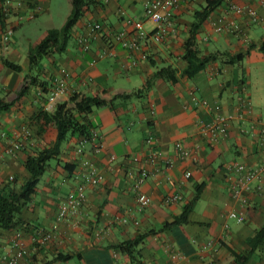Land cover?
<instances>
[{"label": "crops", "instance_id": "crops-1", "mask_svg": "<svg viewBox=\"0 0 264 264\" xmlns=\"http://www.w3.org/2000/svg\"><path fill=\"white\" fill-rule=\"evenodd\" d=\"M147 1L94 0L73 27L66 50L44 57L33 69L28 49L55 27L40 29L33 37L31 26L24 22L57 15L60 28L71 12V0L57 5V12L52 10L56 0H23L7 10L0 34L8 27L13 34L9 48L0 55V188L23 184L29 176L23 166L27 156L56 141L57 129L45 127L35 115L45 110L60 69L69 73L67 89L50 112L58 103L69 102L75 92L99 95L107 103L89 114L93 124L89 139L71 135L61 143L59 156L50 160L22 210L24 225L0 233V258L12 253L10 240L20 231L27 254L18 264H132L114 246L143 234L139 258L148 262L235 264L233 254H240L247 256L246 264H264V239L254 240L264 225V175L234 197L232 173L226 168L243 164L257 169L264 158V8L259 0H222L192 31L195 13L206 0H182L162 41H140L139 50L116 42L113 37L119 32L130 40L134 21L141 20L147 34L155 28L145 17ZM233 6H250L262 20L253 22ZM36 7L40 11L30 19L28 14ZM94 23L101 24L102 31L85 50L79 41ZM190 38L191 48L199 54L217 55L192 77L184 73ZM238 54L243 55L239 62L228 61ZM5 60L19 64L21 71L6 66ZM162 67L174 70L172 80L154 78ZM124 94L128 96L114 98ZM3 105L7 107L2 109ZM222 121L225 134L206 130ZM148 135L154 137L153 144L145 143ZM95 145L101 146L99 152ZM78 146L82 156L74 154ZM151 152L155 163L149 162ZM82 158L99 168L103 182L87 183L86 200L77 214L59 220V206L85 179ZM142 172L146 177L136 190ZM138 191L151 198L149 205L138 204ZM175 193L182 196L179 201L164 202ZM187 207L184 225L161 230ZM232 211L243 221L231 217ZM43 231L53 237L39 245ZM60 254L70 257L56 259ZM172 254L179 258L172 259Z\"/></svg>", "mask_w": 264, "mask_h": 264}, {"label": "trees", "instance_id": "trees-1", "mask_svg": "<svg viewBox=\"0 0 264 264\" xmlns=\"http://www.w3.org/2000/svg\"><path fill=\"white\" fill-rule=\"evenodd\" d=\"M221 1L222 0H206V5L195 13L192 31L197 30L201 26ZM3 2L4 0H0V26L2 28L5 26L7 17V11L4 10ZM92 3H94V0H71V12L64 24L60 28L48 29L45 35L28 49L27 57L30 69L37 66L44 57L62 54L66 50L73 27L86 11L87 7ZM192 44L193 42L190 38L187 41L186 52L184 54V59L188 64L184 73L188 77H192L208 62L217 59V55L214 53L199 54V52L191 48ZM88 49L89 44L88 48L85 50ZM242 57V54L231 55L228 57V61L237 63ZM5 64L14 71H21V66L19 64L7 60H5ZM151 64H153V62H151ZM173 74L174 70L170 67H162L157 69L153 76L154 78L172 80ZM36 79V77L31 76L33 82H35ZM40 85L44 86L43 83ZM148 86L149 83L146 82L145 88ZM22 91H25V89ZM127 96L128 95L124 94L114 96V98H125ZM106 103V100L99 95H83L80 92H75L70 96L69 102L58 103L53 111H38L35 115L37 121L41 122L45 127L53 126L57 129L56 141L52 145L36 150L33 154L27 156L23 162V166L29 176L23 184L19 187L7 186L0 188V233L5 230L18 228L20 230V227L24 225V221L21 218L22 210L26 207L31 196L35 193L40 176L49 165L50 160L56 159L59 156L61 143L71 135H78L89 139L91 137V128L93 124L88 121V116L96 108L104 106ZM5 107H7V105H3L2 109ZM188 213L189 207L184 208L183 212L178 217L165 223L161 230L169 229L177 225H184L188 221ZM145 236L146 234L140 235L135 239L121 242L114 247L118 249L120 253L126 255L132 264H136L137 261L141 260L139 258L138 247L143 242ZM254 238L256 243H260L264 239V225L256 231ZM12 253L5 255H10ZM233 255L235 264H246L247 256L240 254ZM69 257L68 254H60L56 259L67 260Z\"/></svg>", "mask_w": 264, "mask_h": 264}, {"label": "built area", "instance_id": "built-area-1", "mask_svg": "<svg viewBox=\"0 0 264 264\" xmlns=\"http://www.w3.org/2000/svg\"><path fill=\"white\" fill-rule=\"evenodd\" d=\"M182 0H149L145 3L144 13L145 17L152 21L155 24V28L151 31L150 34H147L143 28V22L141 20H137L133 22V32L130 34V40L125 32H119L114 35L113 39L116 42H122L124 46H130L134 50H139V42L144 41L146 39H151L153 42L162 41L169 29H171L173 24V10L176 8ZM23 0H4L3 6L4 10H8L13 4L19 6ZM259 5L264 8V0H259ZM233 10L237 14L247 15L251 21L259 22L262 19L258 16L256 10L250 6L245 8H239L233 6ZM40 11L39 7L34 8L29 12L28 17L31 19L35 17V15ZM102 31V26L99 23L91 24L85 34L80 39V44L83 49L88 48L89 41L94 38L98 32ZM216 31H221V28H216ZM13 34V29L8 27L4 32L0 34V55L5 52L11 42V36ZM141 57L145 58V54H141ZM134 64V62H132ZM69 73L66 69H60V72L53 79V84L49 94L47 96V102L45 105V110L50 111L53 109V106L56 104L57 100L66 93L67 89V80ZM206 130L210 133L218 132V130L225 134L226 133V123L224 121L217 126H206ZM264 132V127L263 130ZM145 143L150 145L154 143V137L152 135H148L145 138ZM19 145H16L18 148ZM101 146L95 145L94 150L99 152ZM182 155H186V151L182 150ZM75 155L82 156L83 149L81 146H78L74 150ZM110 159H114V156H111ZM149 162H156V155L151 152L149 154ZM166 163H170L167 159ZM83 168L86 170V176L84 181L75 185L74 195H71L68 202L65 205H61L58 208L57 217L59 220L65 219L67 216H75L78 211V207L81 203L86 200V184H90L92 186H96L103 182V175L99 168L89 161L88 159H83L81 162ZM227 170H229L232 175L229 177L230 185L232 187V193L234 197H237L241 191H248L251 189L250 183L252 180L259 178L262 174L264 175V158L261 161L260 166L257 169H248L243 164H228L226 166ZM191 176L190 172H185V177L189 178ZM146 177V173L142 172L141 175L137 177V181L135 184L136 190H139L140 186L144 182ZM261 190V187H258ZM182 198V196L178 193L169 194L164 198L165 203H173L177 202ZM136 200L138 204L142 207H145L151 203V198L141 193V191L137 192ZM229 215L235 218L238 222L243 221V217L239 216L236 212H230ZM53 235L51 232H40L38 244L43 245L49 242L52 239ZM10 247L13 251L10 255H4L0 259V264H18L21 259L27 254V250L23 241V235L20 231H16L14 236L10 240ZM172 259H178V254H172ZM136 264H162L157 262H148L146 260H139Z\"/></svg>", "mask_w": 264, "mask_h": 264}, {"label": "rangeland", "instance_id": "rangeland-1", "mask_svg": "<svg viewBox=\"0 0 264 264\" xmlns=\"http://www.w3.org/2000/svg\"><path fill=\"white\" fill-rule=\"evenodd\" d=\"M63 2V0H56V9L53 8V12H57L58 10V7L57 5L61 4ZM39 19H35L31 22H27L25 21L24 24H27V26H31L32 28V32H33V37H35L36 34H38V32L40 31V29L44 30L45 28H47L49 25L52 26V27H55V28H58L61 24H62V20H60L59 16L57 15H54L52 17V19H47V16L46 15H40V17H38ZM42 30V31H43ZM22 31H20L19 35H21ZM27 37H30L32 38V36L30 35H27Z\"/></svg>", "mask_w": 264, "mask_h": 264}]
</instances>
